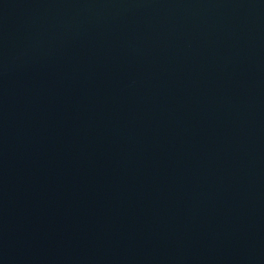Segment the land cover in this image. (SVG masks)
<instances>
[{
	"label": "water",
	"instance_id": "1",
	"mask_svg": "<svg viewBox=\"0 0 264 264\" xmlns=\"http://www.w3.org/2000/svg\"><path fill=\"white\" fill-rule=\"evenodd\" d=\"M0 264H264V0H0Z\"/></svg>",
	"mask_w": 264,
	"mask_h": 264
}]
</instances>
